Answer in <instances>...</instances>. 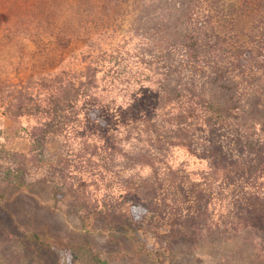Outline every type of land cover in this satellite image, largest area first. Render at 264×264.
I'll list each match as a JSON object with an SVG mask.
<instances>
[{
  "label": "rangeland",
  "instance_id": "rangeland-1",
  "mask_svg": "<svg viewBox=\"0 0 264 264\" xmlns=\"http://www.w3.org/2000/svg\"><path fill=\"white\" fill-rule=\"evenodd\" d=\"M188 36L197 42L196 59L188 54ZM86 65L103 66L104 96H116L119 108L106 129L96 126L99 116L85 115L82 128L95 144L116 147L105 159L91 157L99 160L98 171L80 167V176L94 194L109 190L110 182L114 198L125 200L122 186L143 193L156 183L167 200H158L137 237L103 233L102 216L86 227L84 208L71 195L77 181L61 163L72 141L49 134L38 164L0 156V186L8 185L0 200V264H26L24 247L36 256L34 264H59L53 246L85 243L108 264H156L142 255V241L162 251L170 219L184 228L187 217L200 214L209 226L198 241L169 247L166 264H264V232L240 230L258 209L254 194L264 191L253 166L264 142V0H0V148L26 152L27 132L40 122L6 112L22 90L42 98L48 93L38 89L42 80L68 78L64 71ZM188 88L231 115L229 126L188 132L189 150L176 145L172 111L164 107L165 96ZM157 96L165 98L162 142L116 115L126 99ZM57 190L66 193L59 200Z\"/></svg>",
  "mask_w": 264,
  "mask_h": 264
},
{
  "label": "trees",
  "instance_id": "trees-1",
  "mask_svg": "<svg viewBox=\"0 0 264 264\" xmlns=\"http://www.w3.org/2000/svg\"><path fill=\"white\" fill-rule=\"evenodd\" d=\"M185 40L190 58L196 59L198 55L196 40L191 36L186 37ZM102 67L86 65L84 68L75 71H64L63 74H66L68 78L52 80L51 83L42 80L38 89L46 87L48 92L47 96L42 98L32 97L27 94L26 89L22 90L18 98L11 103V106L6 108V112L18 117L32 116L40 122L32 126L27 132L30 147L26 152L0 148V156H8L18 163L38 164L42 160V150L47 136L57 133L65 134L72 141L70 144L74 148L70 155L67 154L61 158V163L64 173L73 176L77 181L75 185H72L71 195L76 204L84 208L86 227L94 228L95 221L102 216L103 222L100 230L103 233H114L122 230L128 236L137 237L144 219L156 208L157 203H159L158 200L161 199L164 202L167 200L166 197L160 198L159 187L156 186V183L154 185L148 183L143 188V193L129 184V186H122L123 189H126L125 191L128 190L129 192L124 200L123 198H114L110 182L107 183L106 187L109 190L102 194H94L89 188L90 181L85 180L84 176H80V173L83 175L80 172V167L85 168V172L90 170L91 173L98 166L97 161L99 160L91 162L93 161L91 157L96 156L105 159L109 151L116 147L114 143L108 149L105 146H98L95 144L96 139L90 138L91 134L82 128L86 124L85 115L90 111L93 115L99 116L96 119V126L106 129L109 121L114 119L111 117L119 108H117L119 102L116 96H104L106 84L100 82L105 76V70ZM165 98H168V104L164 107H170L172 111H169L171 112L169 113L171 116L169 125H172L171 129L178 133L175 137L179 140L180 145H176L188 150L189 143L192 142V136L188 132L193 134L205 125L223 127V125L229 126L231 123V115L221 113L212 101L190 88L186 92H173V96H165ZM165 98L157 96L149 100L142 97L126 99L124 103H126L127 108L124 112L119 111L116 114L120 118L119 122H122L123 125L129 121L138 122L147 132V135L149 133L150 139L154 137L152 141H160L159 133L165 127L159 123V109L165 103ZM107 118L111 119L106 121ZM242 137L238 134L236 139L242 143ZM160 142H162V138ZM214 151L218 152V147ZM147 161L146 167H151L153 165L152 158H147ZM234 161L236 162V160ZM253 166L256 169L257 178L262 179L264 177V142H262V147L254 159ZM219 169L225 170V168ZM162 185L166 184L162 183ZM7 187L8 185L0 186V200L6 198ZM65 194L64 191L57 190L54 192V198L59 200ZM254 197L259 205L258 209L252 217L246 218L247 220L240 230L264 232V191L261 187L258 188ZM170 222L171 228L163 236L168 244L166 249L154 250L145 241H142V255L152 259L156 264H166L165 255L169 247L171 248L172 245H177L180 242L198 241L203 231V225L204 228L209 226L203 214L187 217L184 220V228H181L172 219ZM2 228L5 230L3 226ZM53 248L58 254L59 264H108V260L102 252L90 244L85 243L62 248L53 246ZM21 259L26 264H34L33 261L37 260L36 256L29 254L25 247Z\"/></svg>",
  "mask_w": 264,
  "mask_h": 264
}]
</instances>
